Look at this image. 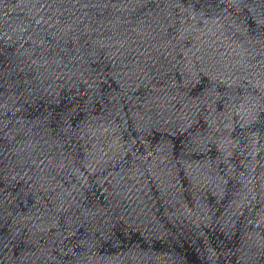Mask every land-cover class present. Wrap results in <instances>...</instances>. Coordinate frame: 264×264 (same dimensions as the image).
<instances>
[{
  "label": "water",
  "instance_id": "water-1",
  "mask_svg": "<svg viewBox=\"0 0 264 264\" xmlns=\"http://www.w3.org/2000/svg\"><path fill=\"white\" fill-rule=\"evenodd\" d=\"M0 264H264V0H0Z\"/></svg>",
  "mask_w": 264,
  "mask_h": 264
}]
</instances>
